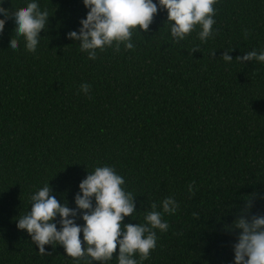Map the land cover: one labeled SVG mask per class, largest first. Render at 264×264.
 Returning <instances> with one entry per match:
<instances>
[{
	"label": "trees",
	"instance_id": "obj_1",
	"mask_svg": "<svg viewBox=\"0 0 264 264\" xmlns=\"http://www.w3.org/2000/svg\"><path fill=\"white\" fill-rule=\"evenodd\" d=\"M28 2L0 7L14 15ZM37 2L51 16L35 52L22 41L7 50L11 20L0 33V264H84L55 245L38 254L16 218L47 182L74 208L79 183L102 166L135 197L122 226L144 223L168 196L179 205L138 264H231L240 210L250 203L264 215V64L236 60L264 49V0H217L203 43L199 27L174 42L158 8L149 29L133 33L132 50L107 48L95 60L66 39L86 17L82 0ZM228 49L230 63L221 58Z\"/></svg>",
	"mask_w": 264,
	"mask_h": 264
},
{
	"label": "clouds",
	"instance_id": "obj_2",
	"mask_svg": "<svg viewBox=\"0 0 264 264\" xmlns=\"http://www.w3.org/2000/svg\"><path fill=\"white\" fill-rule=\"evenodd\" d=\"M217 0H82L87 10L86 17L79 21L77 30L66 34V39L78 42L81 52L88 59L95 60L99 52L107 48L119 51L120 46L132 50L133 33L146 32L157 14L158 8L167 13L168 31L174 42L185 39L197 27L198 39L203 43L214 34ZM4 0H0V5ZM51 15L41 9L37 0H29L26 7L10 15L0 7V33L11 20L14 37L8 41L7 50L15 52L18 42L33 53L42 39L40 33L46 30ZM139 28V31H137ZM228 49L222 55L226 63L233 61ZM241 64L252 62L264 64V49L252 50L237 57ZM90 86L80 85V91L87 95ZM124 178L112 167H96L88 172L78 185L74 196V208L60 203L51 194L48 182L30 197V211L16 218L17 230L24 231L31 238L37 253L50 255L45 246L62 247L67 257L83 258L84 264H110L115 255L116 264H138L156 247V230L166 232L168 223L163 214L173 215L179 205L168 196L160 202V211L153 204L152 211L144 215V223L123 224L126 217L136 213L135 197L125 191ZM188 191H193L189 183ZM250 203L246 204L232 222L231 230L236 232L231 245V264H264V215L251 214ZM83 222H76L77 216ZM57 217L59 219L57 220ZM82 234V239H81ZM83 243V248H82ZM53 248V249H55Z\"/></svg>",
	"mask_w": 264,
	"mask_h": 264
}]
</instances>
